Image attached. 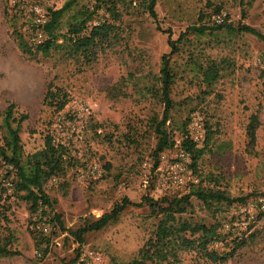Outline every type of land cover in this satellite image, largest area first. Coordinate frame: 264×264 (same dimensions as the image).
<instances>
[{"label":"rangeland","instance_id":"374dc122","mask_svg":"<svg viewBox=\"0 0 264 264\" xmlns=\"http://www.w3.org/2000/svg\"><path fill=\"white\" fill-rule=\"evenodd\" d=\"M34 1L47 12L64 7L58 42L73 14L92 11L95 5L93 0ZM246 1L156 0L161 30L138 4L128 10L118 6L121 15L108 45L87 57L68 47L52 48L47 55L36 52L26 41L33 14L13 0H0V111L14 102L27 114L20 131L24 151L43 146L58 116L72 118V110L81 104L89 110L82 129L66 146L72 163L43 183L51 202L49 216L59 215L56 226L49 222L51 229L44 232L50 234L53 228L48 241L35 234L29 204L12 192V167H2L3 176L8 171L7 219L0 222V237L12 233V247L19 253L0 257V264H135L137 251L162 217L149 205L128 204L115 220L85 233L82 244L69 230L108 212L123 197L138 203L143 196L159 200L188 191L190 183L180 188L161 184L159 170L175 161L183 123L194 114L203 121L206 141L199 145L203 152L194 165L190 154L185 161L193 183L220 188L234 201L204 205L191 197L192 207L181 219L210 226L216 233L211 246L227 259L211 261L197 250H181L175 264H264V212L259 218L258 211L241 212L242 203L235 200L264 195V41L228 27L187 33L169 57L174 77L165 127L173 144L155 155L156 134L147 129L149 118L163 115L158 77L162 55L170 51L163 30L170 29L171 39H177L189 25L211 24L221 6L217 14H223L225 24L245 23L264 34V0ZM93 17L94 24L110 21L103 9ZM210 64L217 66L218 74L207 82L202 72ZM48 84L66 94L61 110L43 104ZM91 160L100 165L101 176L79 180L77 168Z\"/></svg>","mask_w":264,"mask_h":264},{"label":"trees","instance_id":"16d2710c","mask_svg":"<svg viewBox=\"0 0 264 264\" xmlns=\"http://www.w3.org/2000/svg\"><path fill=\"white\" fill-rule=\"evenodd\" d=\"M95 5L92 11L81 10L80 14L72 15V22L69 23L67 31L62 34V42H58L59 34H57V25L59 17L64 7L57 9H49L48 19L41 26L46 34L44 42L38 45L30 43L29 38H26L27 45L33 48L36 52L47 55L52 48L68 47L71 53H81L87 57H92L96 53V48L106 46L109 42V37L115 29V22L120 17L118 6H123V9L128 10L136 4L141 6L151 18L157 30H161L158 15L155 10L156 0H93ZM247 0L246 3H250ZM100 9H103L109 15V20H104L96 24L92 23L93 15ZM221 6H218L214 13H220ZM84 11H87L85 15ZM244 16V13H242ZM211 24L189 25L184 32L180 33L177 39H171L170 29L163 30L168 33V44L170 51L162 55L161 68L159 70V97L164 105L163 115L160 119L152 116L147 122V129L152 130L156 134L157 142L154 147V154L162 152L165 148L173 144V140L166 130L165 123L168 120V111L172 101L170 98V87L173 82V71L169 63V57L178 51L177 44L182 41L183 37L189 33H203L206 29H219L228 27L236 29L240 32H246L255 35L264 41V34L256 28L241 23L237 27H233L225 22L217 23L213 19ZM38 26L33 23L30 27L31 31ZM108 45V44H107ZM204 79L211 82L216 78L218 71L217 66L210 64L202 72ZM62 92V93H60ZM43 104L53 106L56 110H61L66 102V94L58 87L51 88V84L47 85L44 93ZM27 118V114L19 112L16 104L10 102L0 111V222L6 220L5 201L7 188L4 187L5 176L2 175V167L11 166L14 171V178L10 181L13 194L17 195L22 200L29 204L30 214H35L39 206H45L51 211V202L44 191L43 183L49 177H57L64 173L73 158L67 153L66 146L54 144L51 141V136H46L43 146L31 152H25L20 137V131L23 121ZM190 119V118H189ZM188 121L183 123L180 136V145L188 152L194 165L203 152L198 144L193 142L187 134ZM256 118L253 115L249 123V135L251 139L254 136V127ZM206 141L204 139L203 143ZM201 181V180H200ZM217 181V180H216ZM8 182V181H7ZM194 197L201 201L204 205L213 203L230 204L234 199L230 198L226 192L220 188H209L201 184V182L190 183L188 191L179 196L162 197L159 200H153L148 196H143L138 203H133L127 197H123L120 203H116L108 212L103 213L99 217L91 221H84L83 225L75 230H69L71 235L75 237L79 244L83 243L85 233L103 228L107 223L117 218L128 204L140 206L143 203L149 205L153 211L157 210L162 213V217L157 223L150 237L145 244L137 251L133 260L135 264H175L178 261V252L181 250H197L203 257L211 261H224L227 255H221L211 245L216 239V233L210 226L204 224H191L186 220L181 219V214L185 213L192 207L190 198ZM240 203H245L246 198H235ZM164 204V205H163ZM176 214L178 215L176 217ZM262 212L258 213L257 217H261ZM54 219L59 220L58 214L50 216V222L54 224ZM33 223H37L34 220ZM61 223V222H60ZM35 234L40 240H49L53 232L44 234L41 229L34 228ZM48 235V236H46ZM14 236L8 233L0 237V257L13 256L19 253L18 250L12 247ZM233 248L231 251H234ZM65 264H70L65 263Z\"/></svg>","mask_w":264,"mask_h":264},{"label":"built area","instance_id":"2783aa9c","mask_svg":"<svg viewBox=\"0 0 264 264\" xmlns=\"http://www.w3.org/2000/svg\"><path fill=\"white\" fill-rule=\"evenodd\" d=\"M13 2L17 3L21 8H27L33 14V21L38 26L35 30L30 31V43L38 45L44 42L46 34L42 30L41 26L48 19L47 10L39 2L34 0H13ZM214 21L217 23L224 22L223 14H216L214 16ZM71 114L72 118H65L64 116H58L56 118L54 132L50 135L51 141L54 144L67 146L69 139L82 129L85 117L89 114V110L86 105L81 104L77 109L72 110ZM187 134L196 144L200 145L203 143L205 139V129L203 121L197 114L190 117L187 126ZM177 151L175 161L170 163L164 169L159 170L160 183L171 184L174 188L186 186L188 183H192L194 181V178H192L190 172L188 171L185 162L188 160L189 153L184 150L179 141L177 143ZM76 174L79 180H94L101 176L102 170L97 161L91 160L87 164L77 168ZM147 181L148 178L144 180L145 183ZM243 204L238 206V209H240L241 212L245 211L249 214H251L252 210L258 211V213L264 212V195H259L253 199L246 200ZM49 213L50 212L45 206H39L38 211L34 215L37 220L35 225L38 229H41L43 233L51 229V225L49 223ZM91 255L93 256L92 253ZM96 259H98L97 261L99 262L98 256H96Z\"/></svg>","mask_w":264,"mask_h":264}]
</instances>
